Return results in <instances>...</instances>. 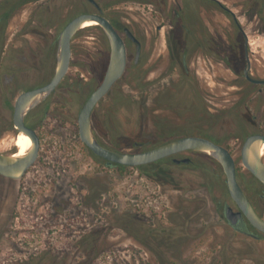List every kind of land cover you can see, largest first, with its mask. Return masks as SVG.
Wrapping results in <instances>:
<instances>
[{"label": "rangeland", "instance_id": "obj_1", "mask_svg": "<svg viewBox=\"0 0 264 264\" xmlns=\"http://www.w3.org/2000/svg\"><path fill=\"white\" fill-rule=\"evenodd\" d=\"M5 1L0 0V14L7 9ZM98 1L107 18L118 26L130 27L144 45L142 62L135 66V46L128 42L127 71L95 108L94 130L103 144L143 151L202 132L215 141L233 136L234 145L235 137L264 128V86L262 92L260 86L250 90L242 78L245 39L230 13L206 0L197 1L196 5L189 2L190 12H181V19L175 9L176 3L184 4V0ZM219 1L236 14L249 37L252 76L264 79V22L252 16L246 0ZM155 7L170 9L169 17H155ZM85 10L95 8L87 0L25 3L7 22L0 23V45L21 46L28 37L35 42L32 35L19 33L26 28L45 34V40L52 44L63 27ZM160 24L164 25L162 31L157 30ZM193 25L195 34L191 36L187 29ZM53 45L56 57V41ZM72 48L71 67L58 94L62 108L76 123L84 103L105 76L110 45L102 29L94 25L80 30ZM188 49L194 52L193 58L184 62L183 54ZM72 123L64 125L57 134H46L42 157L62 163V158H69L60 148L63 142H68L69 148L80 147L83 156L89 157L79 140L78 124L72 127ZM12 143L5 140L0 149L5 150ZM186 156L193 159V164L176 165L166 159L139 169L130 167L124 175L109 171L103 177L96 175L101 168L93 163L94 183L106 182L108 188L105 209L100 210L104 202L100 193L95 198V202L100 201V209L93 206V233L88 238L93 244V264H264V240L237 232L223 216L224 202L235 205L223 179L217 178V166L204 156L184 154L181 158ZM239 166L244 168L241 162ZM44 167L46 173L51 171L48 165ZM39 169H30L27 179ZM86 170L79 167L59 177L71 183L66 212L76 216L73 220L79 231L89 228L86 212L79 207L87 191L73 183L80 182ZM56 193L55 196L59 194ZM38 197L35 195L31 203L36 204ZM220 199L222 206L218 207ZM252 199L264 215V198ZM21 212L28 214L23 209ZM41 215L45 216V212L37 214ZM62 215L63 220L65 214ZM179 232L189 233L190 238L177 239ZM80 236L81 233L79 239ZM111 252L113 258H106ZM14 257L0 260V264H23L21 254Z\"/></svg>", "mask_w": 264, "mask_h": 264}, {"label": "flooded vegetation", "instance_id": "obj_2", "mask_svg": "<svg viewBox=\"0 0 264 264\" xmlns=\"http://www.w3.org/2000/svg\"><path fill=\"white\" fill-rule=\"evenodd\" d=\"M13 1L15 3L16 0H11V3H9V0L5 1V5H7L6 6L7 9L5 12L0 14V23L7 22L10 18H12L15 15V12L22 6L21 5L20 7L14 9L15 10L14 12H11V10L13 9L12 7L14 5ZM38 1H29L26 3L38 2ZM87 1L94 6L95 10L94 11L85 10L78 15L97 13L105 16L104 9L100 5L98 0H95V2L98 5L94 4L91 0H87ZM197 1H202V0H184V2H186L184 4L176 3L175 14L177 18L181 19L182 17L181 12H183V14L185 15L190 12L191 8L189 5L191 4H189V2L196 5ZM206 1L214 2L218 4L222 9H224L226 12L230 13L236 25L243 32L245 39L244 33L246 32L240 26L238 22V18L232 10H229L228 8L223 6L219 0H206ZM154 11L156 12L155 17L157 18L160 17L164 20L165 18L169 17L170 9L163 10V8L156 9L155 7ZM194 11H196V7H194ZM78 15H76L75 17H77ZM75 17H73L72 19H74ZM109 21L122 35L127 45L128 61L125 70L126 73L129 66L128 44L132 43L135 46L134 65L139 66L142 62V54L144 48L143 41L140 38V36L137 33H135L134 30H132L130 27L128 26L121 27L118 26L114 21L110 19ZM27 25L30 26V24ZM66 25L63 27V29L66 27ZM98 27L101 28L100 26ZM163 27L164 25L160 24L157 30L162 31ZM183 27H186V25L183 24ZM126 29H129V31H131V33L135 36V38L139 41L141 45L139 57H138V43L133 41L127 35ZM62 30L60 31V33L62 32ZM187 32L189 35L193 36V34H195L194 25L191 29L188 28ZM19 33H21V35L23 36L32 35L35 38V42H32L28 37V40H25L24 44H22L21 46H17L14 43L7 45H0V147L2 146V143L5 142V140H10L13 142L5 150L0 149V153L4 155H12L18 152V148L15 145V139L21 132L19 131V128L15 122V113H16V103L19 96L28 91H33L47 85L54 77L57 66L58 38L60 33L58 34L57 38H55L57 45L56 57L54 55V50H53L54 48L53 43L55 44V41H53L52 44H50L49 41L45 40V34H39L35 32V30L30 28L20 30ZM77 34L75 35V37L77 36ZM197 43H199L198 40H195L194 45H197ZM186 46L189 47V45ZM194 47L192 50H194ZM192 50L188 49L184 51L183 54L184 62H186V59H188V57L193 58L194 52H192ZM248 51L250 58L249 43H248ZM246 52L247 51H246V39H245L246 64L243 70L242 78L246 82L248 89L251 90L253 86L254 87L260 86L259 91L262 92V87L264 86V84L250 81L245 74V69L248 65ZM72 56H73V48H72ZM251 70H252V64H251ZM251 70L249 71L250 76H252ZM124 75L122 76V78L124 77ZM66 76L50 95L42 99V101L39 104H37L34 108L29 110L28 113L23 118V124L25 125V127L32 129L39 138L40 148L35 163L25 172L24 176L21 179H15L0 173V260L9 261L11 258H15L14 254L17 255L21 254L20 260L22 261L23 264H93V258H94L93 244L88 241V238H91L93 233V229L91 225L92 212H93V206H95L94 208L97 207L96 208L97 211L100 209L99 206L100 201L96 200L95 202L97 193L98 194L100 193V195L103 196L104 199V202L102 203V208L100 210L101 211L104 210L105 207L108 205V203L106 202L108 199L107 196L108 188L106 187L107 186L106 182L95 184L94 169L92 166H90L89 167L90 170L86 168L87 170L84 173L82 172L80 177L81 179L80 182L73 183L74 185H77L79 187L81 186L82 187L80 189L81 191H83L84 188L87 191L86 194L82 195L81 201L79 202V207H80V211L86 212V220H87L86 226L89 228H86V230L80 228L81 230L79 231L77 222L73 220L75 219L76 216H73L71 212L68 213L66 212L67 209L70 207V202H68L66 196L70 194L69 192L71 188V183L68 184L66 180H61L62 178L60 179L59 178L60 176H57L54 170L48 171L49 173H46L45 172L46 169L42 163V160L40 159L42 155V145H43V141L45 140L46 134H48V132H51V134L53 133L57 134L60 132L61 128L64 127V125H66L69 122L72 123L70 114H68L65 108L64 109L62 108V100L60 95L58 94V90L61 87L64 80L66 79ZM255 79H259V78H255ZM260 80H264V79H260ZM119 81H117V83ZM92 122H93V114H92ZM77 124H78V132H79L78 121L76 123L74 121L71 125L72 127H75V125ZM95 135L99 140L96 132ZM254 135L264 136V128L258 131L249 132L245 136L241 135L240 137L239 136L235 137L236 140L235 142L236 144H234L235 146L231 143V141L233 140V136H230L229 138L226 137L222 141L218 139L217 141H215L210 137L204 135L202 132H197L179 138H183L187 136L207 138L215 142L217 145H220L225 149H227L236 163L237 179L241 188L247 194L248 198L253 204V207L255 208L258 215L264 217V215L260 213L256 202L252 199V197H259V196H262L264 198V182L258 179L243 164L242 153H243L244 144L250 136H254ZM99 142L103 144L100 140ZM103 145L114 150L126 151V150L110 147L109 145L106 144ZM85 147L87 149L86 151L87 154L89 155L90 161L92 163L97 162L101 168L100 171L96 173L97 176L103 177L105 176V174H108L109 171H116L120 175V172L116 168L112 167L114 164L109 165L107 161L93 154L92 151L86 145ZM130 152H139V151H130ZM184 154L194 155V156L197 155L204 156L208 160L212 161L217 166V178L223 179V183L226 187V190L230 195V191L227 184V176L223 166L218 160H216L209 154L194 150H188L164 158L160 161H164L167 159L176 165L193 164L194 161L191 157L186 156L181 158V156ZM175 159L180 160V162L179 163L175 162ZM183 159H189V161L183 162L182 161ZM262 160L264 162V148L262 152ZM240 162L242 163L244 168H241L239 166ZM32 168H40V169L36 173L34 172L33 177L29 174L30 178L27 179L28 172ZM110 168H112V170H110ZM136 168L139 169V167ZM41 170L42 173H40ZM57 190H60L58 192L59 194L56 193ZM53 192H55L58 195L55 196V193L53 194ZM38 194L39 197L37 198V203L32 204L31 202L34 200L35 195ZM55 197L57 198L56 199L57 204H55V200H54ZM232 201L235 206H232L228 202H224L223 204L224 206L222 212L228 224H230V226L234 230H236L241 234L252 237L253 239L256 240H264V233L259 231L256 227H254L244 214L239 216V218L237 219L234 225H232L227 220L226 217L227 207L231 206L235 212L239 211L238 205L235 203L233 199ZM219 203L220 204L218 205V207L222 206L221 199L219 200ZM75 208L77 209L76 206ZM21 209H23L25 212L28 213L27 216H24V213L21 212ZM41 212H45V216H41V217L37 216V214ZM216 213H217V202H216ZM62 214H65L63 220L61 219V217L63 216ZM74 215L76 214L74 213ZM198 217L200 218V216ZM79 233H81L80 239L78 238ZM180 233L181 235L180 236L178 235L177 239L181 238L183 240H186L187 238L188 239L190 238L189 233L179 232V234ZM179 245L180 244L178 243L176 246ZM177 249H179V247H177ZM175 254L178 253L175 251ZM213 255L215 259L217 255V250L214 252ZM210 258H213V256Z\"/></svg>", "mask_w": 264, "mask_h": 264}, {"label": "water", "instance_id": "obj_3", "mask_svg": "<svg viewBox=\"0 0 264 264\" xmlns=\"http://www.w3.org/2000/svg\"><path fill=\"white\" fill-rule=\"evenodd\" d=\"M91 1L98 5L95 0ZM89 21L97 22V25L100 26L106 34L110 43V58L102 82L91 93L80 111L78 122L79 135L82 142L93 154L107 161L109 165L118 164L132 168L153 164L164 158L188 150L209 154L223 166L227 176L230 195L239 207L238 212H235L231 206L226 208L227 220L234 225L239 216L244 214L254 227L264 233V217L258 215L247 194L241 188L237 179L236 163L232 155L227 149L217 145L210 139L187 136L139 152L118 151L106 147L99 142L94 132L92 114L96 105L111 91L117 81L124 75L127 67L128 54L127 45L122 35L117 31L109 19L97 13L78 15L66 25L58 38L57 66L54 77L42 88L28 91L19 96L16 103L15 122L19 131L31 138L32 146L22 156H15L16 154L4 155L0 153V173L8 177L21 179L25 172L35 163L40 148L39 138L32 129L25 127L23 118L29 110L39 104L42 99L50 95L65 78L71 65L72 40L75 35L84 28L85 23ZM126 33L133 41L138 43L139 57L141 46L139 41L129 29H126ZM244 34L248 59L245 74L250 81L264 84V80L255 79L249 74L251 70V61L248 51L249 37L246 33ZM263 148L264 136L254 135L246 140L242 153L243 164L262 182H264ZM182 161L188 162L189 159H183ZM175 162L179 163L180 160L175 159Z\"/></svg>", "mask_w": 264, "mask_h": 264}, {"label": "built area", "instance_id": "obj_4", "mask_svg": "<svg viewBox=\"0 0 264 264\" xmlns=\"http://www.w3.org/2000/svg\"><path fill=\"white\" fill-rule=\"evenodd\" d=\"M79 140L82 144H84L80 138V135H79ZM62 147L64 149V151H62V152H66L67 156H69V158H67V157L62 158V163L58 162L57 160H47L46 158H44V156L42 157V155L40 158L42 160L43 165L44 164L48 165L47 169L54 170L57 176H61L63 172L72 171L73 169L77 170L79 167H80V169L81 168L84 169V168H87L88 166L93 165V163L90 161L89 157L83 156V154L80 152V147L69 148L68 142L66 144H65V142L61 143L60 148H62ZM55 149H56V147H55ZM42 151H43V146H42ZM85 161H86V163H84ZM110 170H112V168H110ZM113 256H114V254L111 252L106 256V258L111 259V258H113Z\"/></svg>", "mask_w": 264, "mask_h": 264}, {"label": "trees", "instance_id": "obj_5", "mask_svg": "<svg viewBox=\"0 0 264 264\" xmlns=\"http://www.w3.org/2000/svg\"><path fill=\"white\" fill-rule=\"evenodd\" d=\"M29 1H38V0H16L15 3L13 1V9L11 12H14L16 8L20 7L26 2ZM247 7L251 10L252 16H258L264 22V0H246ZM165 143V142H163ZM162 144V143H161ZM112 167L116 168L122 175L130 168L124 165L114 164ZM141 166L139 168H143Z\"/></svg>", "mask_w": 264, "mask_h": 264}, {"label": "bare ground", "instance_id": "obj_6", "mask_svg": "<svg viewBox=\"0 0 264 264\" xmlns=\"http://www.w3.org/2000/svg\"><path fill=\"white\" fill-rule=\"evenodd\" d=\"M94 25H97V22L89 21L85 23L84 28L92 27ZM15 145L18 148V152L15 156H22L29 150V148H31L32 140L29 136L21 132L15 139Z\"/></svg>", "mask_w": 264, "mask_h": 264}]
</instances>
